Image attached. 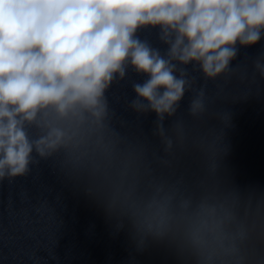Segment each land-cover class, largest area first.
<instances>
[{
    "label": "clouds",
    "instance_id": "9594fccd",
    "mask_svg": "<svg viewBox=\"0 0 264 264\" xmlns=\"http://www.w3.org/2000/svg\"><path fill=\"white\" fill-rule=\"evenodd\" d=\"M149 27L158 29L163 53L137 35ZM262 35L264 0H0V181L25 176L37 157L100 124L106 91L129 67L147 77L133 84L131 106L162 122L191 86L186 66L216 78L230 69L238 45ZM254 68L264 77V58ZM202 97L190 102L192 115L203 111ZM165 211L157 206V214ZM222 225L206 210L193 242H204V229L219 237Z\"/></svg>",
    "mask_w": 264,
    "mask_h": 264
}]
</instances>
